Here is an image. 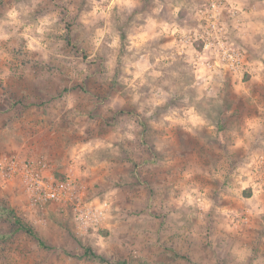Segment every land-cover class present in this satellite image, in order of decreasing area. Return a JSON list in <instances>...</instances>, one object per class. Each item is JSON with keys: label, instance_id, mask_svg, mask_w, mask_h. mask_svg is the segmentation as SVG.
<instances>
[{"label": "rangeland", "instance_id": "374dc122", "mask_svg": "<svg viewBox=\"0 0 264 264\" xmlns=\"http://www.w3.org/2000/svg\"><path fill=\"white\" fill-rule=\"evenodd\" d=\"M206 1L0 0V264H264V0H233L242 76L174 46ZM16 158L106 200L100 224L32 204Z\"/></svg>", "mask_w": 264, "mask_h": 264}, {"label": "built area", "instance_id": "2783aa9c", "mask_svg": "<svg viewBox=\"0 0 264 264\" xmlns=\"http://www.w3.org/2000/svg\"><path fill=\"white\" fill-rule=\"evenodd\" d=\"M195 24L187 31L174 28L171 33L179 54L191 50L195 70L227 72L242 76L248 68V52L229 33L231 21H239V7L233 0H207L195 9ZM175 34V35H174ZM5 168L20 180L32 204L58 202L70 208L77 227H96L104 218L108 204L84 200L76 191L71 177L56 179L47 171L46 163L33 159H11Z\"/></svg>", "mask_w": 264, "mask_h": 264}, {"label": "trees", "instance_id": "16d2710c", "mask_svg": "<svg viewBox=\"0 0 264 264\" xmlns=\"http://www.w3.org/2000/svg\"><path fill=\"white\" fill-rule=\"evenodd\" d=\"M13 220L15 225L17 226L18 229L23 230L25 233L29 234L36 240H38L39 244H42L41 241L38 239L36 233L34 232L33 228L29 225H27L25 222H23L18 216L13 215ZM120 264H127L124 261L121 262Z\"/></svg>", "mask_w": 264, "mask_h": 264}, {"label": "clouds", "instance_id": "9594fccd", "mask_svg": "<svg viewBox=\"0 0 264 264\" xmlns=\"http://www.w3.org/2000/svg\"><path fill=\"white\" fill-rule=\"evenodd\" d=\"M126 6L129 7V8H131V7H133L134 5L132 4L131 0H126ZM101 35H102V33H101ZM113 46H115V41H114V43H113Z\"/></svg>", "mask_w": 264, "mask_h": 264}, {"label": "crops", "instance_id": "0c3cea01", "mask_svg": "<svg viewBox=\"0 0 264 264\" xmlns=\"http://www.w3.org/2000/svg\"><path fill=\"white\" fill-rule=\"evenodd\" d=\"M174 46H175V45H174ZM194 71H195V74H196V73L198 74V72H199V71H197V70H194ZM197 74H196V75H197ZM47 171H48L49 173L51 172L50 169H48ZM50 174H51V173H50Z\"/></svg>", "mask_w": 264, "mask_h": 264}]
</instances>
